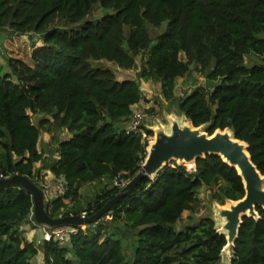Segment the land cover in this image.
I'll return each instance as SVG.
<instances>
[{
    "label": "trees",
    "instance_id": "1",
    "mask_svg": "<svg viewBox=\"0 0 264 264\" xmlns=\"http://www.w3.org/2000/svg\"><path fill=\"white\" fill-rule=\"evenodd\" d=\"M96 6L103 13L93 18ZM162 23L152 44L147 25ZM2 29L40 34L42 44H33L27 60L8 56V70L0 69V174L40 184L45 175L34 165L46 161L68 186L63 196L46 201L50 216L93 214L121 188L103 189L84 209H65L63 198H76L81 185L102 178L129 181L146 156L148 141L123 125L143 99L139 81L118 80L90 60L132 68L146 52L137 77L159 82L166 101L174 98L176 78L195 64L213 84L194 86L178 102L179 111L193 126L205 124L209 134L230 128L264 175V0H0ZM249 53L260 62L247 66ZM30 113L49 118L35 124ZM62 130L70 136L61 139ZM41 131L50 134L47 155L37 148ZM202 186H217L210 197L219 204L244 194L236 169L219 155L197 158L193 168L172 160L97 222L78 227L69 246L29 241L21 226L34 223L31 195L20 187L0 188V264H32L39 250L47 264H126L125 230L131 264H218L226 239L212 218L176 226ZM256 211L258 218H242L230 264H264V208Z\"/></svg>",
    "mask_w": 264,
    "mask_h": 264
},
{
    "label": "water",
    "instance_id": "2",
    "mask_svg": "<svg viewBox=\"0 0 264 264\" xmlns=\"http://www.w3.org/2000/svg\"><path fill=\"white\" fill-rule=\"evenodd\" d=\"M169 120L168 129L163 127L151 128L154 137L147 146L146 156L137 174L93 214L50 216L45 209L46 197L42 189L26 175L16 173L9 177L0 178V188L20 187L31 195V213L36 225L48 228L80 227L97 222L144 177L153 178L172 160L178 164L195 167L197 158H204L206 155H219L224 162L236 169L244 188V194L241 198L226 200V206L219 203L216 206L221 227L220 229L216 225L215 227L219 233L225 235L226 239V244L220 253V260L224 264H230V249L238 237L243 216L258 218L256 206L264 208V175L253 163L248 151V144L236 138L230 128L216 129L209 134L204 130L205 124L193 126L184 114L181 120L174 115H170Z\"/></svg>",
    "mask_w": 264,
    "mask_h": 264
},
{
    "label": "rangeland",
    "instance_id": "3",
    "mask_svg": "<svg viewBox=\"0 0 264 264\" xmlns=\"http://www.w3.org/2000/svg\"><path fill=\"white\" fill-rule=\"evenodd\" d=\"M103 13L102 9L99 6H96L92 12V17L96 18L100 16ZM149 33L152 37V44L156 43L157 40L155 37L160 34L164 28L165 23H162L160 26H151L147 25ZM41 39L40 34L37 33H29V34H16L13 33L7 29L0 30V69L2 72H5L8 70L7 66V57H20L23 59H28L29 53L32 50L33 44L36 42H39ZM146 52L141 53L135 57V66L132 68H122L118 66L116 63L112 61H107L105 59L101 60H90V63L93 66H100L109 68L116 79L123 80V79H137L140 84V89L143 95V99L141 102L137 104V107L139 108H145L151 109L150 111H147L148 118L144 121V129L148 128H157V127H163L164 129H168L170 120L169 116L174 115L179 120L183 119V113L179 111L178 109V102L183 98L187 93L193 89L194 86L202 85L205 86L207 89L213 84L209 82L205 75L200 72L195 66V64H191L188 72L184 74L181 77L176 78L175 82V88H174V98L171 101H166L160 91V83L153 80H144L139 79L137 77L138 70L144 61ZM180 58L185 59L184 54H180ZM260 59L258 56H256L254 53H249L244 58V63L247 66H250L253 63H259ZM31 114V113H30ZM42 117H48V115L43 113L38 114H31V120L33 123L38 124L39 120ZM125 126V123H123ZM59 137L61 138L63 136V130L58 133ZM46 137L50 136L48 133L41 131L39 136L40 145H38V148H44L45 154H48V147H51L52 145L45 146L42 142ZM153 135L149 136V142L153 139ZM49 139L47 141H49ZM45 141V140H44ZM148 142V144H149ZM54 153L52 157L55 156ZM47 162H37L38 166H34L35 169H39V173L42 175L46 174L42 171L47 169V166H45ZM171 163V162H170ZM186 166L190 167L189 165L185 164ZM193 168V167H191ZM49 170V169H48ZM48 175V174H46ZM54 176L47 177L45 176L44 181H49L50 179H53ZM43 181V182H44ZM113 180L102 178L90 183L83 184V189L80 190V194L76 198H71L70 204H67V207L65 209L71 210V209H84L87 207V204L94 199V197L101 193V191L105 188H108L112 185ZM217 186H215L212 189H209L208 187L202 186L200 187L196 192L197 201H195L192 205V208L189 210H184L182 213L181 218L177 221V228H183L189 225L195 224V222H198V220L202 219L203 217H210L214 220L215 225L220 229L221 221L217 217V211L216 206L218 205L217 202L210 197V193L212 190H216ZM63 196L62 194H56L53 198L57 196ZM70 196L64 197V199H68ZM69 201V200H68ZM223 206H226V201L221 204ZM109 224V223H108ZM86 227V226H85ZM84 228V227H83ZM125 240H123V247H124V254L127 259L126 264H131V238L128 236L127 231H123ZM33 242V241H32ZM43 242V240H42ZM41 242V243H42ZM35 243V242H34ZM40 244V243H39ZM63 245L69 246V241L63 243ZM41 251V250H40ZM32 264H47L44 261L43 253L42 251L39 252L33 256L31 259ZM218 264H224L222 260L218 262Z\"/></svg>",
    "mask_w": 264,
    "mask_h": 264
},
{
    "label": "built area",
    "instance_id": "4",
    "mask_svg": "<svg viewBox=\"0 0 264 264\" xmlns=\"http://www.w3.org/2000/svg\"><path fill=\"white\" fill-rule=\"evenodd\" d=\"M148 118V113L145 108H139L137 105H133L131 115L129 116L128 120L125 122V131L126 133H140L142 139L147 140L149 142V135H147L145 129H144V121ZM6 176H3L0 174V178H5ZM128 181L126 178L117 176L113 179V185L122 188ZM40 188L42 189L46 201L53 198L56 194H62L68 190V186L65 183L63 177L50 179L49 181H44L40 184H38ZM79 214L85 216L88 215L85 210L81 211ZM83 228V226H80ZM78 230V227L74 226H59L55 228H47V231L43 235V239L48 241L51 239H54L56 241H59V243L63 244L67 240H69V237L71 234L76 233Z\"/></svg>",
    "mask_w": 264,
    "mask_h": 264
},
{
    "label": "crops",
    "instance_id": "5",
    "mask_svg": "<svg viewBox=\"0 0 264 264\" xmlns=\"http://www.w3.org/2000/svg\"><path fill=\"white\" fill-rule=\"evenodd\" d=\"M40 44H42V40H40L39 42H36V45H40ZM135 105H137V104H135ZM134 105V106H135ZM47 133V132H46ZM48 135L50 136V134L48 133ZM68 136H70V134L66 131V130H63V136L61 137V139H65V138H67ZM49 139V137H46V139H44L42 142L45 144V143H47L48 140ZM38 145H40V141H38V143H37V148H38ZM38 149H40V148H38ZM45 155H47V154H45ZM54 157H58L57 156V154H55V156ZM35 168H36V166H38V164L37 163H35ZM43 173L45 172L46 174H48V175H46V174H44L45 176H47V177H50V176H52L53 174L50 172V170H48V169H46V170H44V171H42ZM44 176V177H45ZM88 184V183H87ZM83 186L84 185H81L80 187H79V189H78V194H80V190H82L83 189ZM69 200V201H68ZM70 200H71V197H69L67 200L66 199H64L63 198V201H64V203L66 204V206H67V204H70ZM84 228H82V229H85V226H83ZM21 228H22V230H23V234H24V236L29 240V241H33V242H35L36 244H39V243H41L42 242V240L44 241V239H43V235H44V233L47 231V228L45 227V226H39V225H36L35 223H32L31 222V220L29 221H26V222H24L23 224H22V226H21ZM39 252H41L40 250H39Z\"/></svg>",
    "mask_w": 264,
    "mask_h": 264
}]
</instances>
